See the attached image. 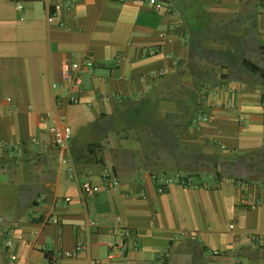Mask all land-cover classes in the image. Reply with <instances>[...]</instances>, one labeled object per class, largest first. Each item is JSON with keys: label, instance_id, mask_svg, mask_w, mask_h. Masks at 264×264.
<instances>
[{"label": "crops", "instance_id": "crops-1", "mask_svg": "<svg viewBox=\"0 0 264 264\" xmlns=\"http://www.w3.org/2000/svg\"><path fill=\"white\" fill-rule=\"evenodd\" d=\"M149 1L0 0V264H46L47 253L57 264H264V78L217 66L230 79L199 89L208 120L168 131L176 147L161 154L130 111L150 100L178 127L168 115L184 114L207 65L195 47L241 37L263 47L264 66V0ZM87 57L95 67L70 103L63 65ZM63 119L75 173L51 131ZM162 160L198 184L159 192ZM85 181L100 191L84 194ZM125 229V254L110 257Z\"/></svg>", "mask_w": 264, "mask_h": 264}, {"label": "trees", "instance_id": "trees-1", "mask_svg": "<svg viewBox=\"0 0 264 264\" xmlns=\"http://www.w3.org/2000/svg\"><path fill=\"white\" fill-rule=\"evenodd\" d=\"M195 48H193V51L195 50V52H199L206 59L207 65L206 67H202L201 69H199V75H196L195 77L196 90H194L192 94L189 93L190 96L187 99V106L184 114L168 115V121L177 122L178 127H169L166 120L157 118L156 115L158 113V107H155L154 102L150 100L134 106L132 110L130 109V111H133V114L136 115L135 117H133V120H138V123L143 127V129L152 130L154 134H156V136L158 137L159 141L164 144L165 151L168 147L172 149L176 147L175 142L166 139L168 131L172 133L176 129H179L181 126H191L195 123L198 117L203 114L202 103L200 101L201 96H199V89L201 91L203 88H206L209 85L216 86L219 84H223L224 80L230 79L229 72L231 70H234L242 75L247 73L260 79L262 77L264 78V66H262L258 62L259 57L260 59L261 57H263L262 46H255L253 48H249L246 46V42L241 37H238L236 45H230L226 50L203 49L199 47ZM217 66L227 68L229 72L223 73L221 77H218L216 71ZM172 135L175 136L173 133ZM156 146H159L158 143L156 144ZM159 148L160 147H158L157 152L158 154H161L163 150H160ZM170 162L172 163V165L174 164L176 166L180 164V161ZM170 162L162 160L158 163V168H162L164 170L165 175H169V167L171 166ZM193 172L194 171L192 170L190 174H183V176L186 179H191V183L193 185H196L198 183H196L195 180L200 178V173ZM218 175L219 179L233 178L232 176L226 175L224 169H221L218 172ZM248 180V176L246 175L242 177H237L235 179L236 182H248Z\"/></svg>", "mask_w": 264, "mask_h": 264}, {"label": "built area", "instance_id": "built-area-1", "mask_svg": "<svg viewBox=\"0 0 264 264\" xmlns=\"http://www.w3.org/2000/svg\"><path fill=\"white\" fill-rule=\"evenodd\" d=\"M150 4L153 6V8L156 11H171L169 6L161 0H150ZM54 17L50 16L49 21H53ZM152 53H155V50L152 51ZM95 63L93 58L87 57L84 60L81 61H72L67 62L63 65L62 69V75H63V83L62 85L67 90L68 94V101L70 103H76L79 101L80 97L79 94L82 91V84H83V77L85 73H87L90 69H94ZM54 88L59 87L58 83H55ZM209 116L207 114H203L201 117H199L195 123L202 121H207ZM52 133L55 137V144L56 146L63 151V157H62V164L67 166L68 170L72 173L76 172L75 166L73 164V159L71 156L70 151V141L73 137V129L72 127L63 121L59 125H54L52 127ZM7 144L0 141V149H6ZM153 178L158 182V190L159 192H163L165 188L172 184H181L183 186H192L191 179H186L183 174L176 173L173 175H159L155 174L153 175ZM104 180L109 186L116 188L120 185V180L111 175V174H105ZM81 190L86 195H95L100 191V187L97 185H94L93 183L89 181L82 182L81 184ZM97 221H93L92 225H96ZM132 232L129 229L124 230V237L121 238V240L118 242L116 246L112 249V252L110 254V257H113L114 255H124L127 249V243L126 240L131 238ZM10 245V241L7 243ZM85 248V244L82 241H79L77 244V250L76 251H64L61 254V257L65 258H72L77 256L78 251L83 250ZM45 263L46 264H57V260L53 254L47 253L45 255Z\"/></svg>", "mask_w": 264, "mask_h": 264}, {"label": "rangeland", "instance_id": "rangeland-1", "mask_svg": "<svg viewBox=\"0 0 264 264\" xmlns=\"http://www.w3.org/2000/svg\"><path fill=\"white\" fill-rule=\"evenodd\" d=\"M158 145H159L158 147H160L159 148L160 150H165V147H164V144L163 143H158ZM178 173H180V172H178Z\"/></svg>", "mask_w": 264, "mask_h": 264}]
</instances>
